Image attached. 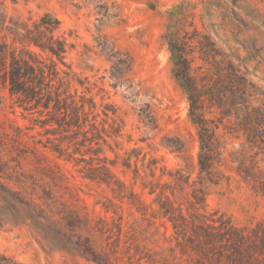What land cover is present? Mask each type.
<instances>
[{
    "label": "rangeland",
    "instance_id": "rangeland-1",
    "mask_svg": "<svg viewBox=\"0 0 264 264\" xmlns=\"http://www.w3.org/2000/svg\"><path fill=\"white\" fill-rule=\"evenodd\" d=\"M0 1L8 16L27 19L49 12L58 18L63 36L73 46L64 64L56 62L71 72V92L77 88L78 94L94 98L98 128L103 129L104 140L90 138L76 145L75 152L72 142L59 141L60 134L45 133L34 121L38 113L24 110L0 85V157L22 174V189L34 197L52 196L48 202L56 200L50 205L54 211L64 203L92 223L106 217L111 230L80 232L98 249H117L114 264H152L144 253L170 257V249L176 261L187 264L177 245L180 235L158 211L156 193H148L155 182L174 186L169 173L177 169L190 180H197L198 172L195 128L187 115L185 95L172 76L163 38L168 11L183 1L191 2L194 25L209 35L224 57L247 69L257 89L252 102L264 107V0ZM115 50L128 54L131 61L130 69L119 73L117 83L110 76L112 62L108 59V53ZM146 105L154 117L151 126L140 117ZM219 130L225 132L227 143L225 177L207 183L205 202L198 211H218L240 225L264 220V198L239 175L238 160L232 162L228 155L233 151V157L243 160L241 169L250 166L251 156L264 172V149L250 150L241 132H226L222 125ZM55 147L63 149L61 154ZM97 147L101 150L94 154L92 149ZM103 164L120 182L108 186L84 176L90 165ZM189 192L185 187L183 191L175 188L174 196L168 189L166 194L185 206ZM2 219L0 254L30 264H95L69 245L46 240L5 215ZM111 221L121 224L120 235Z\"/></svg>",
    "mask_w": 264,
    "mask_h": 264
},
{
    "label": "trees",
    "instance_id": "trees-1",
    "mask_svg": "<svg viewBox=\"0 0 264 264\" xmlns=\"http://www.w3.org/2000/svg\"><path fill=\"white\" fill-rule=\"evenodd\" d=\"M193 8V4L186 1L171 8L163 38L172 76L185 95L187 115L195 128L197 180H190L177 169L175 174L169 173L174 186L169 182H155L148 193H156L154 201L158 211L180 235L177 245L180 254L186 256L187 264H264V220L240 225L218 211L208 214L198 211L205 202L207 183L215 184L225 177L227 143L225 132H221L219 126L229 133L241 132L250 150L254 147L264 149V107L252 102L257 89L247 69L224 57L209 35L194 25ZM72 46L63 36L58 18L51 13L20 19L8 16L0 1V85L24 110L38 113L34 121L45 133L60 134L59 141L69 140L77 152L76 145L90 138L104 139L94 113V98L78 94L77 88L71 92V72L61 69L56 62L64 64ZM108 59L112 62L110 76L117 83L122 76L119 73L130 69V57L115 50L108 53ZM198 59L202 63H197ZM204 64L208 66L204 68ZM77 82L83 85L80 79ZM140 117L145 125L154 124L149 106L140 111ZM86 125L90 128L86 129ZM90 130L94 132L88 137ZM174 148L178 149L176 145ZM55 150L61 154L63 149L55 147ZM100 150L97 147L92 152L96 154ZM234 153L230 151L228 155L232 162L238 160L237 172L256 195L264 198V172L257 161L248 156L250 166L241 169L239 165L243 160L233 157ZM88 171L84 176L90 180L108 186L120 182L105 164L90 165ZM21 175L0 157V223L5 215L15 225H27L46 240L71 246L95 264H114L118 259L117 249L111 252L98 249L89 236L80 232L103 234L111 230L106 217H99L92 223L67 209L64 203H59L61 209L54 211L50 205L56 204V200L48 202L53 197L47 193L34 197L23 190ZM185 187H189L190 192L186 199L188 205L184 206L171 196L175 188L183 191ZM167 189L171 196L166 194ZM105 208L108 211V207ZM114 224L120 235L121 224ZM170 250V257L159 253H144L143 257L152 264H180L174 249ZM0 264L30 263L0 254Z\"/></svg>",
    "mask_w": 264,
    "mask_h": 264
}]
</instances>
